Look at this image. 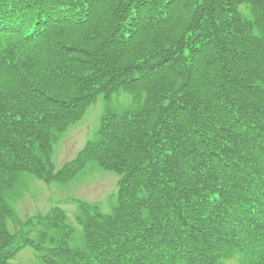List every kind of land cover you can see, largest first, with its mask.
Masks as SVG:
<instances>
[{
    "label": "trees",
    "instance_id": "trees-1",
    "mask_svg": "<svg viewBox=\"0 0 264 264\" xmlns=\"http://www.w3.org/2000/svg\"><path fill=\"white\" fill-rule=\"evenodd\" d=\"M119 90L133 111L55 170L57 134ZM90 163L120 176L109 214L78 201L76 236L58 207L7 229L20 173ZM27 246L38 264H264V0H0V264Z\"/></svg>",
    "mask_w": 264,
    "mask_h": 264
},
{
    "label": "rangeland",
    "instance_id": "rangeland-1",
    "mask_svg": "<svg viewBox=\"0 0 264 264\" xmlns=\"http://www.w3.org/2000/svg\"><path fill=\"white\" fill-rule=\"evenodd\" d=\"M130 101L131 97L121 91L113 93L107 100L101 98L88 109L81 122L58 134L51 152L53 167L60 169L73 160L85 144L93 139L106 105L114 112H120L129 106ZM117 180L115 174L96 164H92L78 178L67 183L46 184L23 172L6 200L13 212L12 222H9L11 218L7 220V229L13 232L17 220L48 213L54 205H59L67 215L76 236L81 233L75 219L78 213L76 201L96 204L103 214H108L116 199ZM74 242H80V239H75ZM14 261L18 264H35L40 260L36 252L27 246L15 256ZM226 264H236V261Z\"/></svg>",
    "mask_w": 264,
    "mask_h": 264
}]
</instances>
